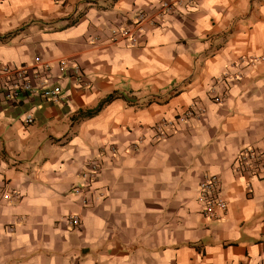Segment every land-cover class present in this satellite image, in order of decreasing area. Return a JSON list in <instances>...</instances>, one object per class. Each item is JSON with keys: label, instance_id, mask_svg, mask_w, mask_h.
<instances>
[{"label": "crops", "instance_id": "0c3cea01", "mask_svg": "<svg viewBox=\"0 0 264 264\" xmlns=\"http://www.w3.org/2000/svg\"><path fill=\"white\" fill-rule=\"evenodd\" d=\"M162 1L0 0V62L49 63L65 96L0 93V264H264V175L235 167L264 152V0H184L114 40Z\"/></svg>", "mask_w": 264, "mask_h": 264}, {"label": "built area", "instance_id": "2783aa9c", "mask_svg": "<svg viewBox=\"0 0 264 264\" xmlns=\"http://www.w3.org/2000/svg\"><path fill=\"white\" fill-rule=\"evenodd\" d=\"M187 5L192 6L195 0H186ZM54 3L60 4L62 0H53ZM184 4V0H171L160 2L153 10V14H144L138 12L134 15L130 25L113 32L114 40L119 38L128 42L130 46L137 44L136 33L142 30V26L150 18L161 19L172 15L179 7ZM156 21V20H155ZM53 67L42 60H36L32 65L9 66L0 62V93L8 100H16L19 95L25 94L29 96L41 97L45 100L54 103H61L64 99V92L60 83L56 80L53 82L51 72ZM60 73H65L67 67L64 62H60L57 66ZM75 80L79 83L80 71L79 68H72ZM192 111L186 112L185 116H190ZM32 116L28 115L25 118V123L30 124ZM236 170L238 172H249L253 176L258 174L264 175V152H258L253 149L242 150L235 159ZM99 169L95 163L87 166L82 177L90 181L96 178ZM218 179L216 176H205L199 184L198 200L201 205L202 216L210 221L220 218L226 211V203L219 195ZM74 193L79 194V188L73 189ZM18 194L14 191H9L2 194V198L8 202L17 198ZM71 228L79 226V218L76 215L68 216L65 220Z\"/></svg>", "mask_w": 264, "mask_h": 264}, {"label": "trees", "instance_id": "16d2710c", "mask_svg": "<svg viewBox=\"0 0 264 264\" xmlns=\"http://www.w3.org/2000/svg\"><path fill=\"white\" fill-rule=\"evenodd\" d=\"M111 98V97H110ZM97 110H95L94 112H87V113H79V118H85V117H90V116H92L95 112H96Z\"/></svg>", "mask_w": 264, "mask_h": 264}]
</instances>
